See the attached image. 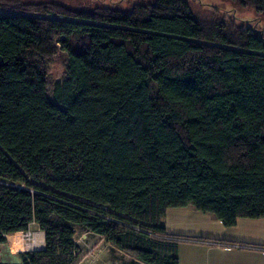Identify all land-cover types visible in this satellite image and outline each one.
<instances>
[{
    "label": "trees",
    "instance_id": "1",
    "mask_svg": "<svg viewBox=\"0 0 264 264\" xmlns=\"http://www.w3.org/2000/svg\"><path fill=\"white\" fill-rule=\"evenodd\" d=\"M264 17V0H232ZM187 0L129 11L0 0V244L73 264L75 228L179 264L169 208L264 217V36ZM60 54L63 71H51ZM187 238V237H184Z\"/></svg>",
    "mask_w": 264,
    "mask_h": 264
},
{
    "label": "rangeland",
    "instance_id": "2",
    "mask_svg": "<svg viewBox=\"0 0 264 264\" xmlns=\"http://www.w3.org/2000/svg\"><path fill=\"white\" fill-rule=\"evenodd\" d=\"M47 1L62 4L73 10H97L108 7L120 11H129L136 3L153 2L154 0H25ZM191 11L197 17L216 18L230 24L233 22L238 27H250L255 33L264 36V17L254 12L250 7H242L232 0H187ZM52 74L59 78L63 71L61 55L54 57ZM203 213V212H201ZM41 240L40 230L34 224L22 233L16 241L7 240L0 244V264L21 263V254L30 250H38L44 246ZM74 241L77 245V253L73 264H142L131 258L130 255L116 251L106 243L100 235L75 228ZM190 246V245H189ZM199 247H189L190 252H201Z\"/></svg>",
    "mask_w": 264,
    "mask_h": 264
},
{
    "label": "crops",
    "instance_id": "3",
    "mask_svg": "<svg viewBox=\"0 0 264 264\" xmlns=\"http://www.w3.org/2000/svg\"><path fill=\"white\" fill-rule=\"evenodd\" d=\"M165 228L182 236L178 237L179 264H264V217L238 218L226 227L214 214L186 206L167 209ZM40 234L43 242L41 230ZM189 245L202 250L190 252Z\"/></svg>",
    "mask_w": 264,
    "mask_h": 264
},
{
    "label": "built area",
    "instance_id": "4",
    "mask_svg": "<svg viewBox=\"0 0 264 264\" xmlns=\"http://www.w3.org/2000/svg\"><path fill=\"white\" fill-rule=\"evenodd\" d=\"M43 241V240H42Z\"/></svg>",
    "mask_w": 264,
    "mask_h": 264
}]
</instances>
